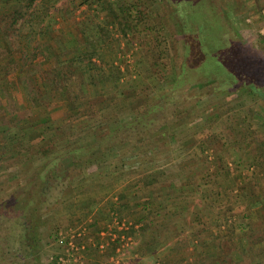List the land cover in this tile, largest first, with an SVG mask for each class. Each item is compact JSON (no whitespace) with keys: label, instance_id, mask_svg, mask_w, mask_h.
Listing matches in <instances>:
<instances>
[{"label":"rangeland","instance_id":"rangeland-1","mask_svg":"<svg viewBox=\"0 0 264 264\" xmlns=\"http://www.w3.org/2000/svg\"><path fill=\"white\" fill-rule=\"evenodd\" d=\"M150 1L144 8L146 24L139 28V35L130 48L132 54L122 57V53L125 52L123 46L115 50L120 53L119 60L124 58L120 64V71H125V65L129 67L128 73L122 72L128 83L126 87L134 85L136 88L135 96L128 101L125 100L122 105L123 113H128L129 110L137 107L153 90L162 85L161 82L155 87L152 84L154 82L149 78L151 73L149 65L158 61L160 66H169L181 50L179 47L181 44L178 43L181 42L180 35L172 34L170 29L162 32L167 35L161 40L164 42L163 46L153 42L165 4L162 2L160 4L159 0ZM65 2L69 5V1L65 0ZM215 2L220 6L219 14L223 21L231 26L229 31L221 34V42L226 52L233 50V57L236 56V61L229 60V62L252 79L262 100L256 94L241 89L230 88L229 91L215 94L209 90L207 96L203 94L206 89L201 90V95L204 96L200 94L194 96L192 93L189 99L192 101L190 105L196 108L197 113H206L197 120L204 119L202 132L194 130L193 134L197 133L195 138L200 140L216 139L219 141L218 145L213 144L211 148L207 146V150L205 149L202 154L203 146L199 147L198 142L188 146L178 144L166 148L163 153H157L155 157L146 158L147 173L163 171L164 176L161 177L159 184L145 190L139 182L145 167L142 169L141 166L134 168L126 166L122 170L126 171V182L124 180L119 182L116 178L107 176L102 165L86 166L83 176L81 173L79 176L74 174L73 179L68 178L62 184H58L57 193L62 194V198L55 203L53 198L41 199L39 195L42 185L39 174L44 160L41 158L33 160L29 156L37 151L40 143L36 140L20 147V144H11L8 138L5 139L3 131H0V264H50L51 258L60 257L65 264L94 262L178 264L174 261L181 255L193 264H220V262L222 264L223 260H226V264H231L232 254L237 253L238 242L244 237L238 235L244 225L248 223L252 225L254 237L264 238V173L262 171L264 159H255L258 155V152H255L257 147L249 144L255 138L259 142L264 141V0H215ZM75 15L76 18L80 17V12ZM150 28L155 29L154 33L153 29L149 31ZM211 30L207 31L208 37H213L215 33V30L212 28ZM230 30L234 32L231 33ZM157 57L160 59L156 60ZM209 60L211 59L203 63H210ZM199 75L196 73L191 77L190 84L194 85V89L203 81ZM19 112L24 113L18 104L4 95V100H0V125H6L8 122L7 118L2 119L1 115L12 116ZM80 129L78 124L74 130L77 132ZM247 133L250 136L247 142H244L240 138L247 137ZM48 136L53 137L48 133L46 139ZM179 137L185 136L180 133ZM30 150L31 152L27 153ZM220 150L223 151V156ZM109 163L106 166L111 167V171L119 169L118 163L114 161ZM227 166L230 168V175L225 176ZM116 171L114 173L116 176L121 174V170ZM168 183L174 184L176 186L174 189L179 190L173 192V189L167 188ZM123 187L130 188L126 191L127 197L136 190L141 191L139 192L141 200L153 194L152 208L161 203L166 212L169 208L182 211L183 206L186 207V211L171 220L153 219L154 222L153 220L148 222L146 230L132 233L130 227L141 212L136 206L138 202L132 201L130 207L120 214L121 217L117 212H112L113 208L116 209L123 203L118 201V193H122ZM69 189L73 190L71 196L68 193ZM57 193L52 191L49 195L53 197ZM241 193L248 196L246 204L232 206L231 201ZM258 193L263 198V202L259 208L250 209L251 201L254 203L259 199L255 196ZM166 196H170V201L165 198ZM229 209L231 212L227 211ZM22 213L26 216L18 218ZM25 224L31 225L30 231L38 234L39 248L34 256L24 254L17 244L23 235ZM136 224L134 228L141 229L140 225ZM101 231H104L105 237L119 235L116 244L121 245L120 250L106 251L107 256L103 257L96 251L93 252V249L86 257L77 252L76 255L80 258L74 262L70 258V249L66 245L56 244L55 241L60 238L69 240L72 233L78 232L84 237L86 234L93 235ZM108 238H105L107 243ZM213 238L215 242H212ZM76 239L72 240L75 241V245H81L82 237ZM201 241L205 244L200 243ZM111 243L106 246H111ZM192 243L194 245L190 246ZM151 247L155 248L154 252L142 255ZM215 247L217 249H214ZM173 249L176 250L172 251ZM253 251H256V254L252 253ZM253 251L249 253L251 261L253 256L258 255V251H262L264 255L261 244L254 246ZM207 252L210 253L207 254L209 257L205 255ZM205 256L208 258L205 259ZM167 258L171 260L170 263L163 262ZM242 264H249V260L245 258ZM260 264H264V260H261Z\"/></svg>","mask_w":264,"mask_h":264},{"label":"trees","instance_id":"trees-1","mask_svg":"<svg viewBox=\"0 0 264 264\" xmlns=\"http://www.w3.org/2000/svg\"><path fill=\"white\" fill-rule=\"evenodd\" d=\"M67 1L69 5L65 0H0V60L6 57V65L19 63L24 67H30L31 73L40 72V91L49 102V107L54 104L53 101L57 95L71 109V114L63 112L61 116L54 117V120L50 119L49 122L40 123L36 127L32 125L28 130H23V134H15L10 139L11 141L20 140V143H17L20 147L36 140L40 143L37 151L29 156L33 160L40 158L44 160L39 174L42 182L39 190L41 199L53 198L54 203L59 201L62 194L57 193L58 184H62L68 178L73 179L80 173L83 176L86 166L102 165L107 176L116 178L119 182L123 180L126 182V171H122L126 166L133 168L141 166L143 169L147 164L146 158L155 157L157 153L165 152L166 148L169 149L178 144L188 146L198 142L199 147L203 146L201 149L203 154L207 146L211 148L213 144L218 145L219 141L216 139L210 141L195 138L197 133L195 135L193 132L201 130L204 119L197 120L206 113H197L196 108L190 105L192 101L189 99L192 93L194 96L201 95V90L206 89L203 94L207 96L209 94L206 93L209 90L215 94L231 89H241L261 97L252 79L229 62V60L236 61V56L233 57V50L226 52L221 42V34L229 31L231 26L223 21L219 14L220 6L215 0H159L160 4L164 3L165 6L163 5V15L158 31L155 33L156 37L152 40L154 43H159V46H163L164 42L161 40L167 35L162 32L170 29L172 34L178 33L181 37V42H178L181 44L180 54L169 66H160L158 61L149 65L152 73L149 71V78L154 82L152 84L155 87L158 82H161L162 85L153 90L149 97L137 107L129 110L128 113H123L122 105L125 100L128 101L135 96L136 88L134 85L126 87L128 83L123 73H128L129 67L125 65L123 72L120 71V64L124 60L122 57L126 54L130 56L132 52L130 48L139 35V28L146 24L144 8H146L145 4L151 1ZM77 12H80L78 18L75 15ZM211 28L215 30V33L213 37H208L207 31ZM152 29L150 28L149 31ZM230 32L234 31L230 30ZM173 40L177 39L173 38ZM121 46L125 48V52L119 60L120 53L115 50H119ZM17 56L18 61L14 59ZM159 59L160 57H157L156 60ZM207 59H211L210 63L204 64L203 62H207ZM42 63L48 65L46 69L40 70L39 66ZM14 69H16L15 66ZM0 70L5 74L9 72L7 66ZM196 73L200 74L203 81L194 89V85L190 83H192V75ZM21 74L19 73L16 77L19 82L22 81ZM25 80L32 102V99L36 97L34 87L28 79ZM56 106H59V109L63 107L58 104ZM51 109L49 113L46 111L41 116L48 117L58 111ZM78 124L81 129L76 132L77 129H74ZM36 130L40 133H35ZM48 133L53 137L48 136L46 139ZM76 133L80 134L75 135ZM180 133L185 137L180 138ZM249 136L247 133V137L240 139L247 142ZM251 141L252 143H248L257 147L255 152H258V155L255 159H264V141L259 142L257 138ZM30 152L31 150L27 153ZM220 154L223 156L222 150ZM111 161L118 163L119 169L111 171V167L106 166ZM262 166L264 173V162ZM116 170H121V174L116 176L114 174ZM144 171L142 179L139 180L144 190L159 184L161 177L164 176L163 171L147 173L146 167ZM228 175H230V168L227 166L225 176ZM167 188L173 189V192L179 190L174 189L176 186L171 183H168ZM129 189V187H123L122 193H118V201L123 203L118 205V202V208H113L112 212L120 215L124 209L130 207L132 201L138 202L136 206L141 209V212L130 227L132 233L146 230L148 222L153 219L171 220L174 216L186 211V207L183 206L182 211L169 208L166 212L161 203L152 208L153 194L141 200L139 190L132 191L133 193H129L127 197L126 191ZM180 190L183 189L180 188ZM52 191H55L57 195L50 196ZM72 192L73 190L69 189L70 196ZM255 196L259 199L254 203L251 201L250 209L259 208L263 202L259 193ZM247 197L245 194H239L231 201L232 206L238 204L243 206L248 200ZM165 198L168 201L171 199L170 196ZM227 211L231 212L230 209ZM25 216V213H22L18 218ZM136 223L141 229L134 228ZM30 226L24 225L23 235H20L21 238L17 244L24 254L34 256L39 248V239L37 233L30 231ZM251 226L248 223L244 225V228L241 227L238 235L244 237L238 242L237 253L232 254L231 264H242L245 258L249 260V264H260L261 260H264L262 251H258V255L253 256L252 261L249 257L254 246L261 244L262 250L264 248V238L254 237ZM84 237H82L83 242ZM227 241L230 240L227 239ZM212 242H215L214 238ZM193 245L194 243L190 244V246ZM154 249V247L148 248L142 255L154 252ZM111 250L114 251L113 248L109 251ZM174 250L176 249L172 251ZM252 253L256 254V251ZM207 254L210 253L207 252L205 255L208 256ZM206 256L205 259L209 257ZM163 262L170 263L171 260L167 258ZM175 262L193 264L183 255L179 256ZM222 264H226V260H223Z\"/></svg>","mask_w":264,"mask_h":264},{"label":"crops","instance_id":"crops-1","mask_svg":"<svg viewBox=\"0 0 264 264\" xmlns=\"http://www.w3.org/2000/svg\"><path fill=\"white\" fill-rule=\"evenodd\" d=\"M14 59L18 61V56ZM6 61H7L6 57L0 60V68L2 69L3 67L7 66L9 69L8 74H5L4 71L0 70V100H4V95H7V98L9 100H12L16 104H18L19 107L23 109L24 113L19 112V113H16V115H12V116H9L6 114L1 115L2 119L7 118V121H8L6 125H0V131H3V134H5V139L8 138L10 140L15 134H19V133L23 134L24 133L23 130H28V128H30V126L32 125L36 127L40 123L49 122L50 119L54 120L55 119L54 117L61 116L63 112H68L69 114H71L70 106L67 105L68 106L67 108L66 104L62 102L61 99L57 95L55 96V101H53L54 104H52L49 107V102L46 100V98H44L43 92L40 91L41 90L40 76H39L40 72L36 71L35 74L31 73L32 70L30 67H24L23 65L19 63H17L16 65H6L7 64ZM47 65L48 64L46 63L45 64L42 63L39 66V69L40 70L46 69ZM14 66L16 69H14ZM19 73H22L21 82H19V80L16 79ZM25 79H28V82L32 85V87H34L33 89L36 94V97L32 99V102H31V98L29 97L27 83L25 85V81H26ZM56 104L62 105L63 107L59 109L60 107L56 106ZM53 107H56V108H53ZM50 109L51 110L57 109L58 111H56L55 114H51V115L48 114L50 115L48 117L41 116V115H44L46 111L47 113H49ZM18 111L20 110L18 109ZM35 133H40V131L36 130ZM19 141L20 140L18 141L10 140L11 144H14V145L15 144L17 145ZM134 227H136V225ZM93 235L86 234V236L84 237L85 241L81 243V245L84 246V249L80 251L81 255H85V257L86 255L89 256L91 249H93V252L96 251L98 254L102 255L103 257L104 255L107 256L106 251H109L110 248L112 247L114 248V252L117 249L120 250L121 245L118 246V245H115L114 243L112 244L109 241L107 243V239H105L107 237H105L104 231L94 233ZM110 243L112 245L105 246L106 249L104 250L99 249V246L101 244L106 245Z\"/></svg>","mask_w":264,"mask_h":264},{"label":"built area","instance_id":"built-area-1","mask_svg":"<svg viewBox=\"0 0 264 264\" xmlns=\"http://www.w3.org/2000/svg\"><path fill=\"white\" fill-rule=\"evenodd\" d=\"M122 227L124 228V225H122ZM120 229V228H119ZM121 230V229H120ZM81 237H83V234H81V233H72L71 234V236L69 237V240L68 239H58L57 241H56V244H58V245H62V246H65L66 245V247L67 248H69L70 249V251H71V253H70V258H72L73 259V261L74 262H77V260L80 258V257H78L77 255H76V253L78 252V253H80V251H82L83 249H84V246L83 245H75V241H72L73 239H75V238H81ZM107 237V236H106ZM109 237V238H108ZM107 238L109 239V241L110 242H112V244L114 243L115 245H120V244H116V243H118V240H119V235H118V237H116L114 234L113 235H110V236H108ZM65 241H67V242H65ZM121 242H123V240L121 239ZM120 243V242H119ZM105 246L106 245H103V244H101L100 246H99V249H101V250H104V249H106L105 248ZM68 252V251H67ZM49 263L50 264H65V262H64V260H63V258H58V259H56L55 261L51 258L50 260H49Z\"/></svg>","mask_w":264,"mask_h":264}]
</instances>
